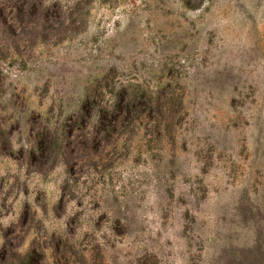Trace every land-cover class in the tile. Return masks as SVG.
Here are the masks:
<instances>
[{"label":"rangeland","instance_id":"374dc122","mask_svg":"<svg viewBox=\"0 0 264 264\" xmlns=\"http://www.w3.org/2000/svg\"><path fill=\"white\" fill-rule=\"evenodd\" d=\"M31 1V33L0 30V245L37 246L38 264L264 254V0ZM19 2L0 0L13 34L4 7ZM121 87L136 109L110 138L27 158L36 126L59 130Z\"/></svg>","mask_w":264,"mask_h":264},{"label":"trees","instance_id":"16d2710c","mask_svg":"<svg viewBox=\"0 0 264 264\" xmlns=\"http://www.w3.org/2000/svg\"><path fill=\"white\" fill-rule=\"evenodd\" d=\"M35 1L21 0V2L13 4L11 8L4 9L7 12H12L13 20L16 25L19 27L18 33L13 34L8 28V25L5 21L6 15H3L0 9V27L1 32L6 35L16 36L19 39L23 37V33H31L27 28L21 27L25 22L29 21L31 17L36 16ZM54 7H46L44 10H41V29H48L46 26L49 23V19H52L55 15L53 11ZM5 11V12H6ZM39 15V16H40ZM25 23V24H26ZM21 25V26H20ZM136 101L134 98L129 95V92L125 88H119L118 92L114 99L111 100L110 104L106 106H96L91 96H85L79 103L78 110L74 113H71L67 119L66 123H63L59 130H51L47 125L41 124L36 126L34 143L31 150L27 151V158L33 160L35 158L44 159L45 156H56L61 155L63 157L67 156V148L69 144L73 141L74 146L76 147L77 152L84 153L88 149V146H99L100 140H107L112 136L115 129L122 127V125L130 119L135 113ZM95 115L96 119L94 125L92 126V131L89 132V135L86 136V124L90 118ZM4 129L0 130V150L4 151L5 136ZM8 148V147H6ZM67 152V153H66ZM31 161H29L30 163ZM33 164V162H32ZM35 167L38 166L37 163L33 164ZM69 166V165H67ZM67 172V168H64ZM65 179L64 184L67 183ZM55 248H58L60 244V238L53 237ZM13 248V249H12ZM16 248V249H15ZM19 247H10L5 248V244L1 243L0 245V259L5 257L17 258V264H38V247L31 246L29 249H26L24 252H17ZM8 253V254H7ZM237 260L235 264H261L264 260L263 252L260 249H254L252 252L245 253L243 250L239 251ZM7 255V256H6ZM225 258V255H224ZM230 260L224 259L223 264H229ZM234 263V262H233Z\"/></svg>","mask_w":264,"mask_h":264}]
</instances>
